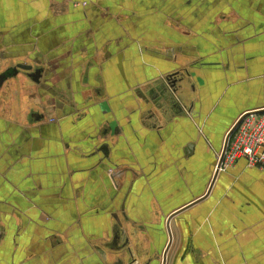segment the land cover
Returning <instances> with one entry per match:
<instances>
[{"label": "crops", "instance_id": "0c3cea01", "mask_svg": "<svg viewBox=\"0 0 264 264\" xmlns=\"http://www.w3.org/2000/svg\"><path fill=\"white\" fill-rule=\"evenodd\" d=\"M24 62L45 74L0 91V264H162L169 219L170 264H264V169L216 172L264 108V0H0V74Z\"/></svg>", "mask_w": 264, "mask_h": 264}, {"label": "built area", "instance_id": "2783aa9c", "mask_svg": "<svg viewBox=\"0 0 264 264\" xmlns=\"http://www.w3.org/2000/svg\"><path fill=\"white\" fill-rule=\"evenodd\" d=\"M242 116L223 157L220 155L216 172L226 170L241 158L246 159L250 165L264 169V108Z\"/></svg>", "mask_w": 264, "mask_h": 264}, {"label": "rangeland", "instance_id": "374dc122", "mask_svg": "<svg viewBox=\"0 0 264 264\" xmlns=\"http://www.w3.org/2000/svg\"><path fill=\"white\" fill-rule=\"evenodd\" d=\"M83 4H85V3H83ZM65 55H67V54H65ZM66 59H68V58H66ZM68 63H70V60L69 61H67ZM25 63V62H24ZM85 63V59H83V60H81V62L80 61H78V63L76 64V66H74V68L76 67V68H80V67H83L84 68V64ZM41 64H38V66L39 67H42V66H40ZM77 65H79V66H77ZM54 67V66H53ZM48 82H51L50 84L52 85H55V84H57V80L54 78V77H51V78H49L48 79ZM118 83V82H117ZM121 83V82H120ZM84 88H86V84H88V83H85L84 82ZM90 86V85H89ZM90 88H91V86H90ZM28 92H29V94H30V96H31V98H34V97H36V93L33 91V89L32 88H29L28 89ZM64 92L66 93V91L64 90ZM91 96V97H90ZM93 96V97H92ZM46 97L49 99V101L51 102V104H50V102H49V105H52L53 106V102H54V99H52L53 97H51V96H49L48 94L46 95ZM75 98V97H74ZM101 99H103V100H101ZM110 99H112V97H110V96H107V97H104V98H100V97H95V95H94V93H92V90H90V94H89V96H88V98H86L85 100L84 99H80L81 101H84V102H82L83 104L82 105H86V104H88V102H92V101H94L95 100V103H101V104H103L104 102H106V101H108V100H110ZM78 103V102H77ZM51 120H55L54 118H52ZM118 167H108L107 169H106V173H107V175H112L113 173V171L114 170H116ZM122 171V169L121 170H118L117 171V173L118 172H121ZM122 220H121V228H122V230H123V232L124 233H126V234H130V235H132V237H133V239H135V238H139V231L138 230H136V229H131L130 231L129 230H127V228H126V224L125 223H123L122 224ZM170 222H171V220L169 219V221L167 222V226H166V228H167V231H168V234H169V241H168V243L167 244H165V245H167V248H166V246H164V248H163V252H161V258H162V260H163V263L162 264H170L171 262H170V259H171V257L173 256V254H174V252H171L170 251V248H171V246H173V245H176L177 243H176V240L175 239H173V237H172V234H171V229H170ZM124 228H126V229H124ZM126 241H128V240H126ZM173 244V245H172ZM127 247H129V245H128V242H125V243H122V246H121V250L123 249H126ZM165 250V251H164ZM172 250V249H171ZM160 258V259H161Z\"/></svg>", "mask_w": 264, "mask_h": 264}, {"label": "water", "instance_id": "95a60500", "mask_svg": "<svg viewBox=\"0 0 264 264\" xmlns=\"http://www.w3.org/2000/svg\"><path fill=\"white\" fill-rule=\"evenodd\" d=\"M27 71V75L28 77H30L31 79H33V81L35 82H40V79L42 77V73H43V69L42 68H38L33 70V66L30 64H25V63H19L16 66H13L12 68L8 69L7 71L3 72L2 74H0V91L4 85V83L9 80L12 77L17 76L21 71ZM31 71V72H30ZM260 112H262V110H259ZM244 116L240 117V119L236 122V124L233 126V128L229 131L227 138H226V142L224 145V149L222 152V157L227 149L229 140L233 134V132L235 131L236 127L239 125V123L241 122L242 118Z\"/></svg>", "mask_w": 264, "mask_h": 264}, {"label": "flooded vegetation", "instance_id": "af4514ba", "mask_svg": "<svg viewBox=\"0 0 264 264\" xmlns=\"http://www.w3.org/2000/svg\"><path fill=\"white\" fill-rule=\"evenodd\" d=\"M10 68H12V67H10ZM10 68H8V69H10ZM38 68H42V67L34 66V65H33V70H31V71H34L35 69H38ZM8 69H7V70H8ZM42 69H43V73H42V77H43L44 74H45V70H44V68H42ZM7 70H6V71H7ZM31 71H30V72H31ZM25 72L27 73V71H25ZM27 74H28V73H27ZM42 77H41V79H42ZM29 78H30V77H29ZM41 79H40V80H41ZM32 80H33V79H32ZM38 83H39V82H38Z\"/></svg>", "mask_w": 264, "mask_h": 264}]
</instances>
